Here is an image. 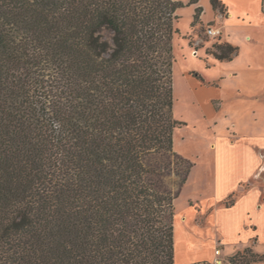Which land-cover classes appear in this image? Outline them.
I'll return each instance as SVG.
<instances>
[{"label":"trees","instance_id":"obj_1","mask_svg":"<svg viewBox=\"0 0 264 264\" xmlns=\"http://www.w3.org/2000/svg\"><path fill=\"white\" fill-rule=\"evenodd\" d=\"M181 4L0 0V264H176L180 189L148 159L184 163L181 187L192 166L174 150Z\"/></svg>","mask_w":264,"mask_h":264},{"label":"crops","instance_id":"obj_2","mask_svg":"<svg viewBox=\"0 0 264 264\" xmlns=\"http://www.w3.org/2000/svg\"><path fill=\"white\" fill-rule=\"evenodd\" d=\"M223 2L230 23L233 6ZM225 36L234 46L230 33ZM192 71L181 74L188 96L174 103V116L183 122L174 132V150L192 163L174 200L175 262L180 253L185 264L213 263L245 248L264 255V91L246 96L237 88L228 96L223 76L197 73L200 78ZM180 101L197 119L179 113Z\"/></svg>","mask_w":264,"mask_h":264},{"label":"rangeland","instance_id":"obj_3","mask_svg":"<svg viewBox=\"0 0 264 264\" xmlns=\"http://www.w3.org/2000/svg\"><path fill=\"white\" fill-rule=\"evenodd\" d=\"M177 1L182 4L177 10L179 19L176 23L177 32L173 38V53L176 59L173 68L175 99L188 96L185 79L181 75L183 70L203 73L208 79L223 76V93L228 96L237 93L235 91L237 88H241V92L246 96L264 91V18L259 6L260 0H230L235 14V18L230 23L231 16L226 4L222 12L215 11L211 0ZM198 7H201L202 11L196 17ZM262 7L264 11V0ZM226 24L228 25L225 26ZM210 27L221 29L222 34L218 37L210 36L208 34ZM227 33H230L234 46L238 48L237 53L234 54L236 56L229 61L216 60L211 52L217 51L216 43H227L225 40ZM103 35L106 39H111L110 30H104ZM213 63H217V66H212ZM183 106L182 101L178 102L179 113L188 114L191 121L197 119V113L193 109ZM173 115H175L174 108ZM148 163L154 167L168 165L169 170L167 169L166 175L162 177L163 187L172 193H176L181 188L179 174L185 170L184 163L174 156L161 155L150 156ZM182 248L186 249L184 246ZM189 249H192V246ZM252 251L254 252L251 248H245L233 255L219 257L209 264H239L238 260H241V256L250 255ZM262 256V260L251 264H264V255ZM182 260L184 258L180 253L178 262L185 264Z\"/></svg>","mask_w":264,"mask_h":264},{"label":"built area","instance_id":"obj_4","mask_svg":"<svg viewBox=\"0 0 264 264\" xmlns=\"http://www.w3.org/2000/svg\"><path fill=\"white\" fill-rule=\"evenodd\" d=\"M208 34H209L210 36H213V37H218V36H220V35L222 34V31H221V29H219V28L210 27V28L208 29ZM196 53H197V52H195V54H196ZM216 253L219 254V253H220V249H217V250H216ZM231 264H234V263H231Z\"/></svg>","mask_w":264,"mask_h":264}]
</instances>
